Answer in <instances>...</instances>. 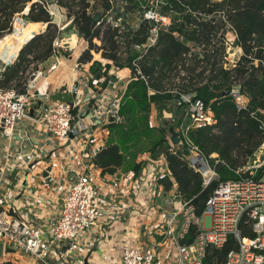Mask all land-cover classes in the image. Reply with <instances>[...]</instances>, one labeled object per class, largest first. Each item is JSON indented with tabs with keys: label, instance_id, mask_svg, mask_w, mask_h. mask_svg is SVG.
I'll list each match as a JSON object with an SVG mask.
<instances>
[{
	"label": "trees",
	"instance_id": "1",
	"mask_svg": "<svg viewBox=\"0 0 264 264\" xmlns=\"http://www.w3.org/2000/svg\"><path fill=\"white\" fill-rule=\"evenodd\" d=\"M28 1L0 0V39L10 33L13 15L22 11ZM56 1L60 8H77L66 16L73 18L88 44L78 63L91 62L89 72L93 80L103 77V86H106L111 82L109 70L128 69L130 72L117 107L121 122L105 126L108 132L105 145L93 160L101 172L113 173L126 160H134L143 152L162 153L171 178L161 181L164 190L175 183L179 198L191 202L197 217L202 216L207 198L220 183L248 177L237 173L238 169L252 162L258 150L264 151V0H160L157 10L170 17L171 24L159 32L156 45L138 62L146 80L137 76L132 66L138 56L133 46L146 42L150 24L142 17L137 24H131L130 18L153 5L143 0H126V5L119 9L114 7V0ZM142 2L145 7H139L138 3ZM98 8L101 13L95 20L90 11ZM109 18H120L123 30L119 32L107 24ZM27 19L31 23L49 24L44 33L21 48L14 63L3 70L0 88L23 92V84L37 70L38 64L53 55L51 44L56 28L50 30L51 18L38 2L31 4ZM32 26L43 27L42 24ZM227 32L232 38L229 46L239 50L233 65H227L225 60ZM94 40L100 44L96 45ZM91 51L109 63L102 65L92 61ZM234 87H238L243 103L241 109L237 108L239 103L231 93ZM174 89L176 93H172ZM226 92L228 94L223 95ZM180 93L192 95V99L202 101L211 109L214 123L190 128L186 134L189 142L214 167L217 178L207 186L203 185L200 173L191 168L189 155L175 149L169 152L168 146L162 148L167 144L162 127L146 125L152 107L172 119L181 108L184 114L185 105L173 102ZM182 120L183 117L180 122ZM263 175L264 168L257 170L254 178L260 179ZM195 230L196 227L191 226L181 242L190 243ZM243 232L253 236L244 229ZM236 249L235 241L228 238L221 249L208 248L202 264H225L228 252Z\"/></svg>",
	"mask_w": 264,
	"mask_h": 264
},
{
	"label": "built area",
	"instance_id": "2",
	"mask_svg": "<svg viewBox=\"0 0 264 264\" xmlns=\"http://www.w3.org/2000/svg\"><path fill=\"white\" fill-rule=\"evenodd\" d=\"M143 1L154 7L136 13L139 18L142 17L148 22L152 21L154 25L150 26L146 42L142 45L133 46L138 56L132 61V66L136 75L146 80L141 75L138 62L149 49L156 45L159 32L162 29H167L171 24V20L170 17L163 16L158 12L157 7L160 0ZM37 2L51 18L50 22L55 25L56 36L52 41L51 47L52 53L58 54L61 50L60 31L67 23L72 22L73 18L67 19L65 16L63 21H60L61 17L51 8V4L57 6L64 15L66 14L64 12L66 8H60L56 0H37ZM113 5L115 8L122 9L126 5V0H114ZM27 17L28 12L25 13L24 10L15 13L11 20V31L9 34L12 35L17 30L18 37H22L30 25L42 24L43 27L38 32L31 31L30 39L25 41L21 48L33 37L44 33L49 24H31ZM106 23L113 28L119 29V32L123 30L120 18L116 20L109 18ZM16 24L19 26L18 29H16ZM0 63L1 77L2 71L10 66L13 61L3 62L0 59ZM54 68L55 66L53 65L45 72L39 70L31 73V76L23 85V92H18L14 88H0V134L4 138L9 139L15 130V126L21 120L28 118L25 115L26 109L39 102V97L35 93L34 81L38 77L44 76V74H49ZM176 92V89L172 90V93ZM232 96L239 103L237 108L241 109L243 103L239 93L232 92ZM192 98L190 94L180 93L179 98L173 100L178 106L185 105L183 120L179 123L177 129L182 135L184 147L189 151L191 168L200 173L203 185L207 186L212 180L217 178L214 167L201 154L200 150L189 142L186 134L190 128H202L212 125L214 121L211 116V109L202 101ZM73 107L71 103L67 102L46 106L37 120L48 133L58 139H73L76 137L83 139L81 138V133L84 129L80 131L73 124ZM101 113L105 116L106 125L110 124L109 117L117 116V105L114 106L111 103L105 109H100L98 115ZM167 146L169 152L174 150L168 142ZM100 149L101 145L96 143L89 149L83 150L81 154L83 169L70 184L60 205L56 222L47 232H44L39 227L20 223L17 220H7L0 215V244H2L3 249L9 245L14 249L24 251L44 264H50L48 260L52 253L53 255L58 254L62 245L67 246L69 250L77 248V239L82 234L92 230L99 217V195L95 184L97 175L92 167H96L93 164V160ZM262 153H264L262 149L258 150L254 154L252 162L238 169L237 173L247 174L248 177L237 181L220 183L207 198L205 211L202 216L206 214L209 217L208 223H205L202 216L197 217L195 215L194 206L189 200L180 199L176 189L172 197L175 200H179V206L167 215L165 226L167 228L166 235L175 243L177 254L171 263L166 264H202L206 250L208 248L221 249L228 238L235 241L237 249L228 252L225 264H264V179L263 177L260 179L254 178L256 171L264 168V155L261 157ZM144 155L150 165L155 168L153 173L149 174V177H145L146 182L148 181L147 205L145 209L146 212H151L152 210L155 211L154 202L157 192L163 193L164 191L161 181L171 180V178L164 154L157 153L154 158H152L150 153ZM217 163L218 161L215 160L214 164ZM3 174V169H0V190L4 181ZM47 181L51 183L53 178L48 175ZM168 202L171 203L172 200L166 199L165 203ZM3 203L4 200L0 197V207ZM178 222L179 224L177 225ZM191 226L196 227L193 240L190 243H182L181 241L186 238ZM243 229L246 233H251L253 236L245 234ZM45 236L48 239L46 246H44ZM77 264L113 263H107L106 258L101 261H84L81 258L77 261ZM118 264L163 263L159 262L154 245L149 247L126 245L121 250Z\"/></svg>",
	"mask_w": 264,
	"mask_h": 264
},
{
	"label": "crops",
	"instance_id": "3",
	"mask_svg": "<svg viewBox=\"0 0 264 264\" xmlns=\"http://www.w3.org/2000/svg\"><path fill=\"white\" fill-rule=\"evenodd\" d=\"M34 29L38 32L42 28ZM16 35L18 36L17 30ZM28 39L30 35L25 41ZM25 41L14 48L11 45L8 49L7 46L5 50H1L0 59L14 63ZM94 41L96 45L100 44L98 40ZM61 52L60 50L58 54H53L37 66L36 71L44 72L55 66L49 74L34 81L40 104L38 116L46 106L59 102L71 103L74 106L73 124L80 131L84 129L81 133L83 139H58L46 131L38 118L21 120L9 139L0 134V169L4 172L0 190L4 203L0 207V215L7 220H17L39 227L44 232L55 224L70 184L83 169V150L96 143L101 148L105 145L108 134L105 128L106 119L103 113L98 115L99 110L105 109L111 103L118 107L130 73L128 69H122L114 70L111 75L109 70L111 82L103 86L105 78L92 79L89 72L91 62L78 63L82 53L73 59L62 57ZM91 55L92 61H99L102 65L109 63L100 59V55L93 51ZM146 125L160 126L158 111L154 107L151 108ZM144 154L149 152L138 154L134 160H126L113 173L101 172L98 167H92L97 175L95 184L99 195V217L92 230L77 239L76 249L69 250L62 245L58 254L52 253L48 260L50 264H77L81 258L84 261H101L106 258L107 263L118 264L121 250L126 245H154L160 263L173 261L177 254L176 245L166 235L165 223L167 215L179 206V200L172 197L177 187L172 182L169 190L157 192L155 211L152 210V215L148 216L145 209L148 181L146 182L145 177H149L152 166ZM48 175L53 178V182L47 181ZM166 199L173 203H165ZM202 218L205 223L209 222L206 214ZM44 240L46 246V236ZM5 249L9 251L0 256V263L8 261L12 264H44L22 250L9 245Z\"/></svg>",
	"mask_w": 264,
	"mask_h": 264
},
{
	"label": "water",
	"instance_id": "4",
	"mask_svg": "<svg viewBox=\"0 0 264 264\" xmlns=\"http://www.w3.org/2000/svg\"><path fill=\"white\" fill-rule=\"evenodd\" d=\"M99 16H96L94 19L98 20ZM150 26H153L154 23L152 21L149 22ZM82 38V35L77 28V26L72 22L67 23L60 31L59 39L61 41V51L63 53H70L76 46L77 41ZM114 79V78H113ZM233 92V91H232ZM231 92V93H232ZM228 92L224 93L223 95H227ZM40 110V104L37 103L36 105H32L26 109L25 115L30 119H37ZM159 120L161 121V127L165 133V137L168 143L177 151L184 153L185 155H189V151L184 147V142L181 133L178 131V126L180 123L181 118L183 117V108H181L176 117L174 119L169 117H164L162 112H158ZM121 122V119L116 116L109 117V123ZM167 144L163 145L162 148L166 147ZM158 152L152 154V158ZM264 153L261 154V157ZM64 248H68L65 246ZM8 249H3L2 244H0V256L3 253H7Z\"/></svg>",
	"mask_w": 264,
	"mask_h": 264
},
{
	"label": "rangeland",
	"instance_id": "5",
	"mask_svg": "<svg viewBox=\"0 0 264 264\" xmlns=\"http://www.w3.org/2000/svg\"><path fill=\"white\" fill-rule=\"evenodd\" d=\"M30 2V3H29ZM35 2H37V0H30V1H28V2H26V4H25V7H24V12L26 13L27 11H28V15H29V11H30V8H31V4L32 3H35ZM50 3H52V2H50ZM138 5H139V7H145L146 5H145V3H138ZM148 5V4H147ZM98 7V6H97ZM51 8L55 11V13L58 15V16H60L61 17V21H63V19L65 18V16H66V14L67 13H72V12H74V11H76V9L77 8H71L70 9V7L68 8V9H64V12L66 13L65 15H64V13L63 12H61V11H59V9H58V7L57 6H55L54 4H51ZM22 10V11H23ZM90 13L93 15L94 14V18L96 17V16H99L100 15V13H101V10H100V8H98L97 10H91L90 11ZM138 13V12H137ZM137 13H134L133 15H132V17L130 18V23L131 24H134V23H136V21L139 19V15H137ZM67 17V16H66ZM67 19H68V17H67ZM55 20H57L58 21V19L57 18H55ZM62 24V23H61ZM54 24H52V26H51V28H50V30H53L54 28H55V25L53 26ZM19 26H18V24H16V29L18 28ZM31 31H33V32H37V29H34V27H32L31 25L30 26H28V29H27V31H26V33H25V35H23L22 37H18L17 35L15 36V32H14V37H12V35L11 34H8V35H5L4 37H2L1 39H0V51L1 50H5L4 48H6L7 46V49L12 45V48H14V47H16V46H18L20 43H22L23 41H25L26 40V38L30 35V32ZM17 34V33H16ZM220 35H221V32H220ZM17 37H18V40H17ZM225 37V41H226V54H227V56H226V58H225V60H226V63H227V65L229 64V65H233V63H235L236 62V59H237V57L239 56V51L238 50H233L232 49V47H230L229 45L231 44V37H230V32H227L226 33V35L224 36ZM15 38H16V40H15ZM13 43V44H12ZM94 43H96V41H94ZM87 47H86V42H85V40L83 39V38H80L78 41H77V44H76V46H75V48L70 52V53H63V52H61V55H62V57H64V58H67V57H72L73 59L74 58H77V56H79L85 49H86ZM1 64V63H0ZM198 72V71H197ZM110 74L111 75H113L114 74V70H110ZM187 73L186 72H184V75H186ZM207 74H208V71L205 73V77L207 76ZM181 77V76H180ZM233 92H235V93H237L238 92V87H234V89H233ZM236 101H237V99H236ZM166 117H169L168 115H166ZM158 123V122H157ZM214 123V122H213ZM212 123V124H213ZM160 127H161V121H160ZM264 147V146H263ZM262 147V148H263ZM240 169V168H239ZM155 170V168L154 167H150V170H149V172H150V174H152L153 173V171ZM263 179H264V175H263ZM147 215L149 216V215H152V211L151 212H148L147 213ZM154 217V216H153ZM163 222V219H161V222L160 223H162Z\"/></svg>",
	"mask_w": 264,
	"mask_h": 264
}]
</instances>
